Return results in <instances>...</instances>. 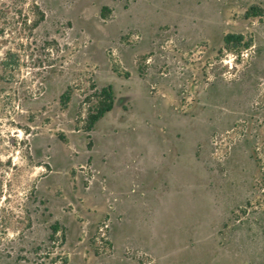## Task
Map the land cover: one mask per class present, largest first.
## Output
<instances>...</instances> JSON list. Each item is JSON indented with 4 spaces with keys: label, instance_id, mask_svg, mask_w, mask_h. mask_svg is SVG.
I'll list each match as a JSON object with an SVG mask.
<instances>
[{
    "label": "rangeland",
    "instance_id": "1",
    "mask_svg": "<svg viewBox=\"0 0 264 264\" xmlns=\"http://www.w3.org/2000/svg\"><path fill=\"white\" fill-rule=\"evenodd\" d=\"M198 1L0 0V264H264V0L224 14ZM228 33L244 45L225 48ZM107 85L115 106L87 132L85 98ZM166 110L199 145L170 220L152 193L161 173L119 209L109 186L126 180L91 168L108 134L161 140Z\"/></svg>",
    "mask_w": 264,
    "mask_h": 264
},
{
    "label": "crops",
    "instance_id": "2",
    "mask_svg": "<svg viewBox=\"0 0 264 264\" xmlns=\"http://www.w3.org/2000/svg\"><path fill=\"white\" fill-rule=\"evenodd\" d=\"M236 1L238 0H199L195 9H202L205 14H224L227 10L225 6ZM111 112L106 113L96 126L102 124ZM159 114L161 117L157 120L161 121V125L158 123L156 125L161 131V140L157 139V142L153 138L149 139L143 132V127H140L141 131L137 134L135 141H129L123 135L113 137L108 134L107 137L113 144L99 145L94 141L91 150V168L96 174L104 177L106 176L105 166L109 164L113 174L123 176L126 180L127 185L124 190L109 186L113 200L117 203L116 208L119 209L127 208L129 205L133 208L138 205L137 199L132 195L133 185L146 190L141 183L147 173L150 171H154L155 174L161 173L157 176L158 179L161 177V180L157 187H153L152 193L159 200L164 216L170 220L177 217L173 212L180 207V185L184 188L183 192H189L190 185L196 177V151L199 145L184 116L171 114L167 110L166 114L164 111ZM177 132H180L183 137H177ZM103 133L105 137L106 133ZM165 179L169 183L164 182Z\"/></svg>",
    "mask_w": 264,
    "mask_h": 264
},
{
    "label": "trees",
    "instance_id": "3",
    "mask_svg": "<svg viewBox=\"0 0 264 264\" xmlns=\"http://www.w3.org/2000/svg\"><path fill=\"white\" fill-rule=\"evenodd\" d=\"M36 8L39 11V8L37 6H36ZM252 9L250 11L254 12V10H252ZM107 10H108L107 7L102 8L101 17L103 19H106V17H107V15L105 13V11H107ZM253 14H256V12H254ZM44 19H45V14L40 11L39 12V18L34 20L33 25H32V29L34 30ZM46 43H47V45L51 44V42L50 43L46 42ZM52 43H54L57 47L56 52H59V49H60L59 43L56 41H52ZM223 43H224V47L227 49L240 47V46L244 45V43H245L244 42V36L242 34H239V33H228L224 36ZM43 50H45V48H43ZM52 51L53 50H51V52ZM11 56H13V54L6 56V59L11 58ZM0 64L3 65V67L7 66V63L3 60L0 62ZM70 97L71 96H70V93L68 91L62 95L61 103L63 104V106L67 105V103L70 100ZM94 99H96V100H95V102H93L92 107L89 109V113L87 116L86 127H85V130L87 132H90L94 128L95 124L106 113L113 110V108L115 106V99H116L113 87L111 85L104 86L100 89L95 87L93 94H90L89 96H87L85 98V102H92ZM259 155H261V153ZM263 155H264V149H263ZM258 160H259V163L261 164V167H262V180L260 183V189L262 191V194H261V197H260L258 203H259V206H264V159L258 158ZM60 228H61V226L58 222H56L55 224H53L51 226L53 234L58 233L60 231ZM63 240H64V236H63Z\"/></svg>",
    "mask_w": 264,
    "mask_h": 264
}]
</instances>
